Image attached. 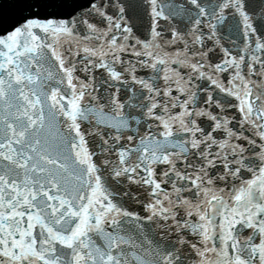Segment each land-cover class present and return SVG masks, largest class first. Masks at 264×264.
Wrapping results in <instances>:
<instances>
[{
    "label": "snow or ice",
    "instance_id": "6c2138e0",
    "mask_svg": "<svg viewBox=\"0 0 264 264\" xmlns=\"http://www.w3.org/2000/svg\"><path fill=\"white\" fill-rule=\"evenodd\" d=\"M0 264H264V0H0Z\"/></svg>",
    "mask_w": 264,
    "mask_h": 264
}]
</instances>
